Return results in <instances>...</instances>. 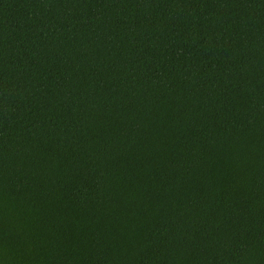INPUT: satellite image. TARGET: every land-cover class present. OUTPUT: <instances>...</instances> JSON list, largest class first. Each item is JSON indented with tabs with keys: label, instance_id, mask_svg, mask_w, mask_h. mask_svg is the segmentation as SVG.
Instances as JSON below:
<instances>
[{
	"label": "trees",
	"instance_id": "obj_1",
	"mask_svg": "<svg viewBox=\"0 0 264 264\" xmlns=\"http://www.w3.org/2000/svg\"><path fill=\"white\" fill-rule=\"evenodd\" d=\"M0 264H264V0H0Z\"/></svg>",
	"mask_w": 264,
	"mask_h": 264
}]
</instances>
